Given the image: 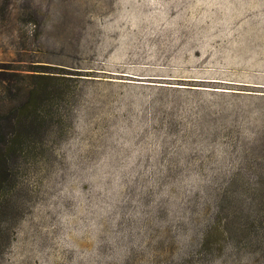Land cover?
<instances>
[{
	"label": "rangeland",
	"instance_id": "374dc122",
	"mask_svg": "<svg viewBox=\"0 0 264 264\" xmlns=\"http://www.w3.org/2000/svg\"><path fill=\"white\" fill-rule=\"evenodd\" d=\"M48 147L0 264H264V0H0Z\"/></svg>",
	"mask_w": 264,
	"mask_h": 264
},
{
	"label": "trees",
	"instance_id": "16d2710c",
	"mask_svg": "<svg viewBox=\"0 0 264 264\" xmlns=\"http://www.w3.org/2000/svg\"><path fill=\"white\" fill-rule=\"evenodd\" d=\"M33 60L0 62V227L12 190L28 180L48 147L53 85Z\"/></svg>",
	"mask_w": 264,
	"mask_h": 264
}]
</instances>
